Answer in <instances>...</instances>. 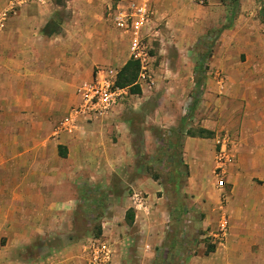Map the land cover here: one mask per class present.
Returning a JSON list of instances; mask_svg holds the SVG:
<instances>
[{
    "label": "crops",
    "instance_id": "obj_1",
    "mask_svg": "<svg viewBox=\"0 0 264 264\" xmlns=\"http://www.w3.org/2000/svg\"><path fill=\"white\" fill-rule=\"evenodd\" d=\"M166 1L173 5V11L182 13L195 0ZM208 1V8L213 13L220 14L227 10L221 0ZM257 1L239 0L238 11L228 13L230 19L236 15L238 19H234L231 27L223 29L217 48L218 54L223 53L227 39L232 41L235 48L244 43L247 46L244 50L247 58H253L256 62V67L249 71V75L253 76L264 75V5L260 6ZM248 12L250 17L246 19L245 26L241 27L247 16L245 13ZM21 13L19 11L17 15L15 11L17 17L0 28V264H92L90 252L85 255L82 248L94 250L93 264H102L103 255L97 256L100 258L99 263L96 253L103 249L110 255L107 264H161L162 239L158 236V230L146 226L147 217L134 222V210L133 220L127 219L129 211H125L119 218L114 214H107V219H123V224L118 226L107 222L102 226L99 238H94L98 244L86 246L81 242L77 244L74 240L71 245L57 248L51 246V231L46 228L50 219L61 218L65 214L50 211L49 204L79 203L86 195H95V191L103 189H106L103 190L105 192L109 191L110 201H125L117 190V185H130V181L121 176V166L126 158L125 152L128 151L125 143L127 134L124 133L126 129L119 117L121 105L109 118L100 122L89 124L84 120L79 121L72 135L57 134L56 130L48 127L35 130V124H49V108L68 105L63 100L70 92L72 94L73 85L81 81L82 76L80 63L69 61L75 55L67 53L59 44L50 46L49 42H43L44 47H35L36 42L40 44L41 38H58L60 33L54 31L52 35H46L48 21L45 20L43 26H37L36 29L34 17L21 18ZM128 40L130 46V38ZM129 60H133L131 53L117 71ZM220 71L214 67L203 72L200 117L189 126L191 131L199 133V138H187L185 154L194 155L197 160L195 170H208L212 173L215 169L216 139L221 134L230 138L231 149L237 159L235 164H230L226 177L227 187L232 195L226 205L230 214L229 235L223 246L215 248L209 254L205 245L199 244L196 249L199 250L198 254L195 257L187 256L183 264H215V261L217 264H241L250 254L248 249L246 254L238 252L239 245L235 244V236L254 233L251 226L244 223L238 226L237 223L238 218L245 220L247 224L252 218L251 213L257 208V201L252 202L251 195L249 196L252 190H257L253 179H264V158L257 160L253 157L259 151L264 156V82H253L254 79L246 78V81L240 83L242 87L239 92L237 89L235 92L233 88L239 85L240 79L229 78L231 82L228 81L226 91L233 99L238 95L242 97L241 107L236 110L237 106L231 104L224 111L215 76ZM88 73L90 75L91 70ZM12 75L21 77L23 81L17 89H13L9 83ZM223 111L228 115L224 120L219 119ZM210 112L215 115L214 120L207 116ZM207 133L211 136L207 137ZM205 145H210L208 151ZM131 167L129 165V168H125L131 170ZM189 169L194 168L189 166ZM102 172H106L107 176L104 177ZM132 182L133 187L140 192L133 198L138 204L136 209H144L143 212L149 214L150 210L142 194H148V199H151L161 188L160 185L146 175H137ZM206 187L208 191L203 194L207 195L206 201L197 205V199H186L191 209L196 208L205 215L201 223L202 230L212 225V217L217 213L221 197L226 192L225 188L219 189L214 181H210ZM187 193L195 194L188 189ZM33 204L37 206L34 207ZM71 215H76V212ZM36 224L40 227H34ZM144 236H152L150 240L154 242L145 243L142 240ZM253 240L255 239L251 240V245ZM50 249L56 252L51 255L52 258L47 259L39 254Z\"/></svg>",
    "mask_w": 264,
    "mask_h": 264
},
{
    "label": "rangeland",
    "instance_id": "obj_2",
    "mask_svg": "<svg viewBox=\"0 0 264 264\" xmlns=\"http://www.w3.org/2000/svg\"><path fill=\"white\" fill-rule=\"evenodd\" d=\"M0 1L2 25L17 17L19 11H22L21 18L34 17L36 29L37 26H43L46 20L49 25L45 34L58 31L59 37H47L48 40L41 38L40 44L36 42L35 47H44L43 42H49L50 46L59 44L67 53L75 55V58L69 61L80 63L82 79L78 83L75 82L74 91L63 100L68 105L62 108H49V124H35V130L48 127L55 131L61 122L77 110L80 104L77 92L79 86L92 78L91 75L98 69L118 70L121 63L128 58L129 37L114 28L112 16L119 4H127L134 0H45L44 5L35 0ZM221 1L227 10L218 14L209 10L208 0H195L192 6L182 13L173 11L171 9L173 5L166 0H151L153 21L148 29L150 32L146 33L150 60L145 65V71L140 69L139 72L137 84L141 92L136 95L128 91L119 109V117L126 129L124 133L127 134L125 143L128 150L125 152L126 158L121 166L123 169L121 176L130 181V185L123 187L120 183L117 185V190L125 201H110L109 191L105 192L103 190L106 189H103L95 191V195H86L79 203L49 204L50 211L65 214L61 218L50 219V224L46 228L51 231L49 240L52 247L71 245L74 240L77 244L81 242L86 246L98 244L94 238H99L102 226L107 222L118 226L123 224V219L109 220L106 218L107 214H114L119 218L125 211L133 210L134 222L147 217L146 226L157 228L158 236L162 239L161 264H183L189 256L195 257L198 254L199 250L196 251V249L201 243L205 245L208 254L219 247L214 245L216 239L213 234L217 232L222 216L230 218L226 210L228 199L232 196L226 179L230 164L227 166L224 178L226 192L221 197L217 213L212 217L211 226L202 230L201 223L205 215L196 208L191 209L186 203V199L191 200L189 199L191 197L197 199L195 203L197 205L201 201H206L207 195L204 197L203 194L208 191L207 184L210 181L217 184L220 180L216 175L217 160L225 138L224 134L216 139L214 172L195 170L197 160L194 155L186 156L185 154L187 138L199 136V133L191 131L189 126L200 117L199 108L203 101L201 98L203 72L214 67L221 70L215 76L224 111L231 104L237 106L236 110L241 107L242 97L238 95L233 99L226 91L227 83L231 82L229 78L240 79L239 85L233 88L235 92L236 89L239 92V88L242 87L240 83L246 81V78L254 79H251L253 82H264V75H249V71L256 67V62L253 58L250 60L247 58V54L244 53L247 46L244 43L239 48H235L232 41L227 39L223 53L218 54V40L221 32L224 28L231 27L234 19H238V15L230 19L228 13L237 12L239 3V0ZM257 2L261 4L260 6L264 5L262 0ZM262 12H264L263 7ZM249 13H245L247 16L243 19L241 27L245 26L246 19L250 17ZM61 58L64 60L63 56ZM142 74L143 77L140 76ZM9 80L13 89H17L23 82L21 77L16 75H12ZM254 95H256L255 92ZM207 116L211 120L215 119V115H211V112ZM225 117L228 115L224 112L219 119L224 120ZM227 145L233 157L231 163L235 164L237 158L231 149V143ZM209 146L208 148L204 146L207 151ZM261 153L259 151L253 157L257 160L263 159L264 156ZM129 165L132 166L131 170L128 169ZM126 166L128 168H125ZM189 166L194 169L190 170ZM102 175L106 177L107 173L102 172ZM137 175H146L148 179L158 182L161 187L151 199H148V194H142L150 210L149 214L144 213V209H136L138 204L133 200L135 194H140L132 184V179ZM219 176L221 178L220 174ZM253 182L256 183L257 190H252L249 196L251 195L252 202L257 201V208L252 211V218L248 224L245 220L238 218L237 225L242 226L244 223L246 226H251L254 233L246 236L242 233L235 236L237 238L235 244L239 245L237 248L240 254H246L247 249L250 250V254L241 264H264V179L254 178ZM187 189L195 194L189 195ZM33 206L36 207L37 204ZM73 212H76V215H71ZM136 213H138V219ZM34 227L40 226L36 224ZM203 235L206 237L203 238ZM150 238L144 236L142 240L145 243H153L154 241ZM252 239L255 240L251 245ZM82 249L85 255L88 251L90 252L89 258L92 257L94 263V250ZM54 251L50 249L39 254L48 259L56 253ZM183 254L186 255L183 256ZM217 263L215 261V264ZM229 264L240 263L230 262Z\"/></svg>",
    "mask_w": 264,
    "mask_h": 264
},
{
    "label": "built area",
    "instance_id": "obj_3",
    "mask_svg": "<svg viewBox=\"0 0 264 264\" xmlns=\"http://www.w3.org/2000/svg\"><path fill=\"white\" fill-rule=\"evenodd\" d=\"M40 4H45V0H35ZM0 20V28L2 26ZM113 25L119 32L130 38V53L134 61L140 63L141 70L145 71V65L150 60L149 45L146 43L148 29L152 25L153 12L151 10V0H134L127 4H119L116 12L112 16ZM119 72L114 69H98L92 78L82 83L77 92L80 104L77 110L59 124L56 129L57 134H73L80 120L87 123H96L109 118L114 111L121 105L124 96L128 94V89H121L117 86ZM143 77V74L140 75ZM220 143V142H219ZM231 140L225 136L217 160V187L225 188V175L228 164L232 162V154L228 151ZM229 219L222 216L218 224V230L213 234L214 245L223 246L229 235ZM103 255L101 262H109V252L106 249L96 253L97 256Z\"/></svg>",
    "mask_w": 264,
    "mask_h": 264
},
{
    "label": "trees",
    "instance_id": "obj_4",
    "mask_svg": "<svg viewBox=\"0 0 264 264\" xmlns=\"http://www.w3.org/2000/svg\"><path fill=\"white\" fill-rule=\"evenodd\" d=\"M53 33L55 32L52 31L48 35H52ZM140 69L141 66L139 62L134 60H129L128 63L119 71L117 86L121 89H128V91H130L132 94H136V95L140 94L141 90L137 84ZM206 136L210 137L211 134L207 133ZM127 219L133 220L132 212L130 211L128 212Z\"/></svg>",
    "mask_w": 264,
    "mask_h": 264
}]
</instances>
